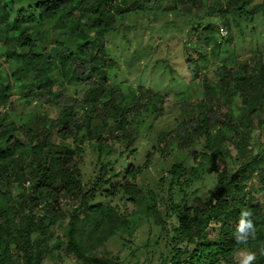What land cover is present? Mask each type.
Returning <instances> with one entry per match:
<instances>
[{"label":"trees","instance_id":"obj_1","mask_svg":"<svg viewBox=\"0 0 264 264\" xmlns=\"http://www.w3.org/2000/svg\"><path fill=\"white\" fill-rule=\"evenodd\" d=\"M117 1L0 0V39L10 59V72L0 69V108L7 106V116L0 111V264H42L54 237L53 248L64 245L66 254L79 262L118 264L116 259L102 254L99 247L117 231L132 226L133 220L117 207L97 201L100 189L107 193L106 197L123 190L141 204V212L154 219L160 228L156 243L167 236L172 253L164 264H239L236 254L241 248L257 250L247 264H264V207L254 204L255 193L264 191L262 155L251 149L252 158L232 172L218 163L237 132L244 136V150L253 148L254 129L243 131L236 120L243 125L258 117L257 126L264 131V51L257 54L253 65L239 57L223 60L216 69L217 81L205 82L207 90L203 92L224 104H233L240 95L244 104L240 115L235 116L230 108L221 105L208 108L203 98L198 104L191 101V95H179L181 119L169 133H160L156 148L173 136L176 144L186 150L167 172V196L160 197L164 205L161 211L158 194L149 191L143 196L137 183L152 153L142 166L130 164L124 173L111 174L114 164L102 161L104 153L109 156L121 148L135 154L132 147L140 126L136 133L130 126L137 115L139 121L144 116L140 105L143 96L137 90H130L126 96L122 88L107 80L115 61L109 58L106 35L117 29L118 14L138 7L151 9L164 0H121L127 9L116 7ZM194 6H198L196 0ZM210 9H217L227 21L232 17L239 22L243 17L264 15V0H214ZM218 27L216 23L214 33ZM53 46L60 49L54 55L50 51ZM199 53L200 60L208 59L205 53ZM61 61L75 73L79 88L74 93L65 86L56 90ZM18 83L25 105L47 104L55 116L39 115L30 121L22 113L16 114L17 105L12 99ZM190 107L200 108L199 114L194 117L188 111ZM157 111L164 114L163 110ZM110 120L116 123L113 137L119 145L112 150L103 134L97 136L99 170L85 191L81 159L86 137L82 133L89 132L96 122ZM21 127L27 143L16 136ZM99 127L104 132L106 127ZM197 138L205 139L200 150ZM191 156L199 165L192 166V172L185 177V160ZM201 159L211 165L215 186L208 190L205 205L199 207L190 204L186 188L200 179L199 170L207 164ZM29 176L35 183L27 189ZM256 177L262 183L259 188L254 182ZM12 186L19 190L15 196L10 191ZM176 189L178 197L174 195ZM64 199L73 203L66 225L62 220L66 213L62 208ZM173 219L177 223L170 226ZM57 224L64 227L63 234L56 233Z\"/></svg>","mask_w":264,"mask_h":264},{"label":"rangeland","instance_id":"obj_2","mask_svg":"<svg viewBox=\"0 0 264 264\" xmlns=\"http://www.w3.org/2000/svg\"><path fill=\"white\" fill-rule=\"evenodd\" d=\"M196 1L198 6H194V0H164L162 3L156 2L158 5H154L151 9L146 10L138 7L129 12L118 14L117 29L106 35L109 58L115 61V66L109 69L107 80L110 85L122 88L126 96H129L130 90H137L138 94L143 96L140 105L144 116L141 117L142 121H139L140 117L137 115L136 121H132L130 126V129L135 133L140 126L139 136L132 147L135 154L128 150L123 152L121 148L109 156L104 153L102 161L106 163L111 161L114 164L111 174L124 173L125 168L130 164L137 167L142 166L149 159L148 154L152 153L151 162L138 176L137 183L143 190V196H147L149 191L158 194L161 211L164 209V205L160 197L167 196L169 182L167 172L177 160L183 158L182 151L186 150L176 144L173 136H169L159 148H156L159 145L160 133H169L181 119L183 111L178 104L181 101L179 95L183 93H186L187 96L191 95V101L195 103L203 98L207 102L208 108H216L221 105L224 109L230 108L235 116L240 115L244 111L240 95L236 97L233 104H224L223 100L203 92L207 90L205 82L207 80L217 81L216 69L223 60L239 57L253 65L257 54L264 51V15L262 13L257 14L254 18L243 17L239 19V22H235L232 17L227 21L217 9H210V4L212 5L214 0ZM117 6L122 9L128 8L123 5L121 0L117 1ZM116 12L118 11L116 10ZM216 23L219 24V27L217 30L215 29L214 33L213 29ZM96 50L94 48V51ZM5 51V42L0 39V69L10 72V59L6 57ZM199 51L208 56L206 61L199 59L201 58ZM61 62L63 67L56 74L58 81L56 90L65 86L74 93L75 89L79 88L76 86L75 73L68 63ZM148 91L153 93H147ZM13 93L12 100L17 105L15 113L20 116L22 113L26 120L32 121L39 115L55 116V112L47 104H43L41 107L36 102L25 105L19 83L15 85ZM155 105L157 110H163L164 114L159 115V112L154 108ZM192 108L194 107H190L188 111L195 117L199 114L200 108ZM6 109L7 106L0 108L1 115L4 117L7 116V112L4 111ZM10 113L14 115L12 111ZM236 123L243 131L249 128L254 129L253 133L256 134V137L252 143L253 148L249 146L248 150H244V136L237 132V135L232 139L233 143L224 150L225 155L219 158L218 163L227 167L230 172L235 171L248 158H252L251 149H253L255 154L261 153V167H264V131L257 126L258 117L244 121L243 125L239 120H236ZM99 125L106 127L104 132L100 131ZM115 125L114 120L96 122L89 132L82 133L86 137L81 159L85 191L89 190L99 170L97 136L103 134L109 145L108 148L112 150L119 145V141L113 137V133H117ZM16 136L27 143L22 127L17 129ZM195 143H198L197 149L200 150L205 139L201 141L197 138ZM161 148H164L163 152ZM116 152L117 154H115ZM242 154L244 157L241 156ZM202 162L204 161L202 160ZM198 165L192 156L186 158L185 166L188 171L185 177L192 172L190 170L192 166ZM214 176L215 173L209 163L205 164L203 170L200 168L198 176L200 179L186 188V192L190 195L191 205L199 207L205 205L208 190L215 186ZM163 177H165V181L162 180ZM254 182L257 188L262 186L260 177H256ZM34 183L35 179L29 176L25 187L29 189ZM10 191L12 196L19 193L18 188L14 186L10 187ZM258 191L255 193L254 204L264 207V191ZM178 193V189H176L174 195L178 197ZM106 194L100 189L96 200L117 207L122 215L133 220L134 225L117 231L114 236L109 237L99 247V251L105 256L116 259L118 264H164V259L170 258L172 253L167 244V236L163 235L156 243L160 228L155 225L154 219L141 212V204L133 201L131 196L124 193L123 190L113 197H106ZM72 205L73 203L64 199L62 205L66 212L62 217L64 225L68 222V211L72 209ZM176 223L175 219L169 221L170 226ZM55 229L57 234H63L64 227L57 224ZM55 239L54 237L50 240L51 250L42 264H86L77 261L74 256L67 255L64 245L54 249ZM256 253L257 250L253 248H241L236 254V260L239 264H247L252 260H249L248 257H254Z\"/></svg>","mask_w":264,"mask_h":264},{"label":"water","instance_id":"obj_3","mask_svg":"<svg viewBox=\"0 0 264 264\" xmlns=\"http://www.w3.org/2000/svg\"><path fill=\"white\" fill-rule=\"evenodd\" d=\"M50 51H51V54H56L58 51H60V49L58 48V47H51V49H50Z\"/></svg>","mask_w":264,"mask_h":264},{"label":"clouds","instance_id":"obj_4","mask_svg":"<svg viewBox=\"0 0 264 264\" xmlns=\"http://www.w3.org/2000/svg\"><path fill=\"white\" fill-rule=\"evenodd\" d=\"M253 258H254L253 256H249V257H248L249 260H251V259H253Z\"/></svg>","mask_w":264,"mask_h":264},{"label":"built area","instance_id":"obj_5","mask_svg":"<svg viewBox=\"0 0 264 264\" xmlns=\"http://www.w3.org/2000/svg\"><path fill=\"white\" fill-rule=\"evenodd\" d=\"M224 31V30H223ZM30 183V182H29Z\"/></svg>","mask_w":264,"mask_h":264}]
</instances>
